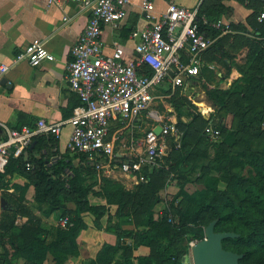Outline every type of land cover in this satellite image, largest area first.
I'll use <instances>...</instances> for the list:
<instances>
[{"label": "trees", "instance_id": "obj_1", "mask_svg": "<svg viewBox=\"0 0 264 264\" xmlns=\"http://www.w3.org/2000/svg\"><path fill=\"white\" fill-rule=\"evenodd\" d=\"M239 2L251 9L252 15L246 24L230 22L226 33H223L222 27L216 29L211 26L220 21L221 14L226 11L219 4L220 1L202 0L198 6V29L213 43L203 54L197 81L212 74L210 66L206 64L208 54L211 55V60L215 54L227 59L229 64L223 62V66L227 72L235 69L240 74V79L225 90L211 88L203 83L207 100L222 116L215 117L212 113L209 119H205L181 91V96L171 99L170 104L174 110L171 116H175L176 128L182 136L186 137L188 133L201 136L197 139L198 148L192 149H187L184 143L182 148L181 145L177 147L174 137H168L166 142L171 149L163 158L162 164L163 168L178 171L180 165L186 162L187 155H199L201 151H206L210 140L204 130L211 125L210 120L215 123L212 127L219 131L220 138L226 132L224 116L231 115L233 123L243 133L240 137L243 146L239 151L242 158L236 159L228 152V148H222L216 153L215 161L209 165L215 171L223 172L227 183L226 192L220 194L219 181L208 176L198 185L200 189L185 196L186 204L183 207L173 201L167 202L162 215L155 219V206L159 202L161 188L158 180L163 174L159 168L143 169L141 175L144 181L139 182L140 185L132 191L126 190L114 179L103 177L99 190L93 192L91 197L104 201L107 206H115L114 217L117 221L114 225L103 227L102 219L107 216L109 222L112 217L107 206H97L90 202L86 182L88 175L92 176L94 173L90 169V161L82 154L69 151L59 153L58 139L52 135H42L35 138L32 148L27 149L22 156L11 157L4 173H0V209L1 200L7 205L0 210V264H15L18 261L23 264H43L47 255L52 257L55 264H64L76 252V240L80 232L87 229L84 221L86 216L91 217L96 230L109 232L116 238L114 246H103L95 264H109L108 260H114L119 252L117 260L121 261L117 264H182L187 253L186 245L203 240L205 228L213 221L216 222L215 232L238 236L224 239L221 243L223 250L242 255L240 264H264V148L252 145L257 137L264 138V130L259 127L264 121V20H258L260 14L264 13V0ZM133 27L134 23L120 29L119 35L123 41L128 38ZM231 33L249 36L244 42L248 54L243 66L234 62V58L224 50L222 42ZM241 39L244 41V38ZM186 56L184 52L182 59L186 60ZM77 100L75 107L80 105L78 98ZM34 123L20 124L14 129L32 127ZM121 126L118 123L117 128ZM115 129L111 128L110 132ZM124 160H119L113 166L120 167ZM234 161L250 166L254 176L244 177L232 172ZM104 162L103 158H98L91 166L96 170L95 165ZM27 164L30 165L28 172ZM14 175L24 178L27 184L10 185V179ZM29 187L33 188L32 200L36 204L45 205L46 214L56 212L59 214L58 220L67 219V225L64 228L58 226L55 238L50 241L42 221L30 209V217L24 226L18 227L15 224L22 210L20 202ZM229 189L235 196L229 194ZM17 193H20V197L15 199ZM219 197L224 198L223 202L218 200ZM137 216L140 217L136 223L137 229L125 231L121 228L122 224L134 222ZM204 218L207 219L206 227L202 223ZM138 247L148 248L149 253L133 257L132 251Z\"/></svg>", "mask_w": 264, "mask_h": 264}, {"label": "built area", "instance_id": "obj_2", "mask_svg": "<svg viewBox=\"0 0 264 264\" xmlns=\"http://www.w3.org/2000/svg\"><path fill=\"white\" fill-rule=\"evenodd\" d=\"M74 1L88 16V21L70 50L71 60L67 64L65 80L80 105L64 122L50 124L37 120L32 127L22 126L20 129L0 124L3 134L0 140V173H4L9 159L22 156L35 138L52 135L59 139L63 127L69 126L67 151L82 154L94 164L98 158H103L105 162L97 163L96 170L119 171L138 184L144 181L142 170L154 168L167 155V138L181 136L182 133L176 128L175 121L159 120L157 114L150 112L149 119L157 125L136 142L142 152L125 159L120 167H114L113 164L120 161L114 149L116 139L110 136L113 121H131L147 112L155 99V90L169 78L174 86L181 88L183 95L196 94L203 54L213 41L198 29V7L187 9L177 5L176 0ZM134 1L145 25L129 35L128 40L133 42L130 51L115 40L110 51H106L104 30H118L127 16V7ZM157 1L164 3L163 10H158ZM56 2L47 0L49 6L56 5ZM258 20H264V13ZM228 25L221 20L211 24L216 29L224 28L223 33L228 31ZM184 52L186 60L182 59ZM53 61L54 56L46 49L45 42L34 39L12 58L10 66L26 62L37 67L43 62ZM10 66L1 64L0 75L5 74ZM197 111L205 119L213 113L211 107L207 114ZM157 126L161 128L159 135L153 131ZM204 133L210 138L220 135L212 125H208ZM26 169L29 170L30 165L27 164ZM59 225L64 228L67 219L60 220ZM196 243H189L184 261L191 257Z\"/></svg>", "mask_w": 264, "mask_h": 264}, {"label": "crops", "instance_id": "obj_3", "mask_svg": "<svg viewBox=\"0 0 264 264\" xmlns=\"http://www.w3.org/2000/svg\"><path fill=\"white\" fill-rule=\"evenodd\" d=\"M216 1H220L219 4L226 9L220 17V20L225 23L246 24L247 19L252 15L253 11L241 4L239 0ZM201 2L202 0H196L193 6H189V2L176 0L177 5L187 9L197 8ZM56 3V5L49 6L47 0H0V65L10 66L12 58L34 39L44 41L46 49L54 56L53 62H43L37 67H31L26 62L12 65L5 74L0 75V124L14 128L20 124H28L37 120H44L50 124L64 122L68 120L72 114V109L77 105L78 100L75 94L69 90L65 75L67 64L71 60L70 50L86 26L88 16L84 14L74 0H57ZM159 3L160 7L158 8ZM156 6L158 10L164 9L162 1H157ZM132 23H134V27L130 34L137 29H142L145 25L135 1L127 7V16L118 30L112 31L110 28L104 30L103 40L106 44V51H110L111 43L114 40L124 45L128 51L131 50L133 42L129 41L128 38L123 41L119 33L123 26L132 25ZM3 79L7 80L6 84H1ZM197 83L199 82L197 81ZM157 91L158 89L155 90V92ZM207 106L210 107V105ZM148 112L142 113L136 119L121 123L120 128H117L120 122L113 121L111 128L116 129L110 132V136L116 139L114 145L121 141L123 136L118 134L125 127L133 128L134 125L132 124L135 123L137 128H144V124L147 125L150 120ZM152 113L157 114L156 112ZM149 125L151 127L148 130L157 124L149 123ZM64 132H67L65 133L66 143L61 146L60 138ZM144 134L140 139L132 138L130 149L115 150L117 160L134 158L140 154L142 150L136 142L141 140ZM69 135L70 127L64 126L58 139V151L61 154L67 151L66 145ZM0 137H3L1 129ZM11 180L19 185L23 184V180L25 181L18 175H14ZM92 199L100 202L97 203ZM90 202L93 205L102 206L104 201L92 197ZM33 203L41 208L44 207L41 213L38 214L34 210L32 213L42 221L45 230L48 231V240L54 239L55 231L60 226L59 220L55 219L56 212L46 214L45 205ZM112 207L114 210L109 211V214L115 224L117 222L114 217L116 207ZM103 219L102 225L105 227ZM84 221L87 229L80 232L76 240L77 250L64 264H95L98 261L96 257L103 246H114L116 243L114 235L109 232L98 231L93 227L90 216H86ZM126 225L122 224L121 227ZM137 251H140L141 256H146L149 252L145 247H138ZM119 256L120 252L115 255L114 260H108L109 264L120 263L121 260H117ZM15 264H23V262L18 261ZM43 264L55 263L52 257L47 255Z\"/></svg>", "mask_w": 264, "mask_h": 264}, {"label": "rangeland", "instance_id": "obj_4", "mask_svg": "<svg viewBox=\"0 0 264 264\" xmlns=\"http://www.w3.org/2000/svg\"><path fill=\"white\" fill-rule=\"evenodd\" d=\"M184 2H189L188 5L193 6L196 0H184ZM159 7H160V3L158 4V8ZM241 38H244V41ZM248 39H249V36L247 35L231 33L222 42L224 46V50L234 58V62H236L237 64L241 66L245 64V58L248 54V48L244 46V42L247 41ZM206 61H207L206 62L207 66L212 67L211 71L209 69V71L212 72V74L211 75L209 74L210 78L208 75L207 78L205 77V79L201 80L200 88L196 90V94H192V95H190V93L186 94L187 100L190 101L191 104L195 106L197 110L199 109V111L202 114H207L209 112V107L207 105H210V107H212V109L214 110L213 115L215 117H217L218 115L222 116V114L218 113L216 109L212 106V104L207 100L205 96V91L203 90V83L211 88L225 90V89H228L231 85H233L235 81L240 79V74L235 69H232L230 72H227L226 68L223 66V62L229 64V61L227 59L221 58L219 54H215L212 60H211V55L208 54L206 56ZM205 74H208V72H206ZM180 91L182 92L181 88L178 86H174V84L171 82V78H169L162 85L160 90L156 93V98L154 99L151 107L149 108V112H156L157 115L159 116V120L166 121L167 119H170L173 122L174 121L176 122L175 116L174 115L171 116L172 113H174V110L171 107L170 101L174 97L181 96ZM188 98H190V100ZM233 120H234L233 116L231 115L224 116V126L226 128V132H223L220 138H210L209 137V140H210L209 146L207 147L206 151H201V154L199 155H192V154L187 155L186 160H185L186 162L180 165L178 171H172L168 167L163 168L162 164L164 163V159L160 160L157 163V166H155L154 168H159V170H161L163 174L161 175V178L158 180V183L161 185V188L159 190L160 199H159V202L155 206V215H154L155 219L159 218L162 215L163 209L167 202L173 201L176 205L183 207L186 204L185 196L186 195L190 196L194 193L196 189H200L198 185L201 184L204 181V179L208 176H213L217 178V180L219 181L218 190L220 194H223L224 192H226L227 183L225 181L223 172L221 170L215 171L214 169L210 168L209 165L211 162L215 161L216 153L222 148H228V152H230L231 156H234L236 159L242 158L239 151L241 150L243 146V143L240 138L243 135V133L239 127L237 129L236 125L233 123ZM149 123L155 124V122L151 120H149ZM149 123L147 125L144 124V128H137L135 126V123L132 124L134 125L133 128L130 126L125 127L118 134L119 136H123V137L121 139L122 142L118 141L114 145L115 150L122 151L123 148L130 149L131 148L130 141L132 140V138L140 139V137L145 132H148V129L151 127ZM213 123L214 122L210 120V124L213 125ZM259 127L262 130H264V121L259 125ZM65 133L67 132H64L62 134V137L60 138L61 146L65 145L66 143ZM199 136H201V134L195 135V134L188 133L186 137L182 136L181 134V136L174 137V142L176 140L177 147L181 145V148H182V144L184 143L187 149L198 148L199 145L197 143V139ZM166 145H167V150H168L167 154H168L171 147H170V144L167 142H166ZM252 145L256 148H264V138L257 137L256 141ZM201 150H203V147H201ZM90 164L92 165V162H90ZM91 165H89L90 169H92L94 173L92 172L93 173L92 176L88 175V178L86 179L87 186L89 188L90 198H92L91 197L92 194H94L95 192L99 190V187H100L99 184H100L101 178L103 177L118 181L126 190H130V191H132L134 188L140 185V184L134 183L135 182L134 180H131L130 178L126 177L124 174L120 173L119 171H111L110 169H107V168L94 170L93 166ZM231 170L232 172L238 175L244 176V177L254 176V172L252 171V168L250 166L246 164L241 165L239 164L238 161H234V163L231 166ZM26 171L28 172L27 169ZM11 181L9 182L10 185L12 184L19 185L15 183V181H12V182ZM22 183L23 184L20 186L26 185L27 181L23 180ZM32 192H33V188L31 187L24 194L23 201L20 202V208H22V210H20L19 218L15 222V224L18 227L24 226L25 222L30 217L29 216L30 207L33 208V209L32 208L30 209L31 212H33L34 210L36 213L39 214V212L41 213L43 211L44 207L41 208L33 203L34 201L32 200L33 199ZM229 194L231 196H235L232 193L231 189H229ZM19 195L20 193L15 194V199L20 197ZM218 200L220 202H223L224 198L219 197ZM235 200L237 201V199ZM92 201H95L97 203L100 202V201H97L96 199H92ZM66 206H69V205H66ZM102 206L106 207L107 205H105V202H103ZM106 208H108L109 211L114 210V207L112 206H107ZM0 216H1V211H0ZM58 217H59V214L56 213L55 219L57 220ZM103 220L105 223L104 225L105 227L109 225L110 226L114 225L113 219L107 222L106 220L108 219L104 217ZM139 220H140V217L137 216L134 222L133 221H131L130 223L127 222L126 223L127 225L121 228L125 231L135 230L137 229L136 223ZM202 223L206 227L207 219L204 218ZM186 246H187L186 254H188L189 243ZM132 255L133 257L135 256V258L141 256L140 251H137V249H134L132 251ZM182 264H194L192 254L190 258L188 257L186 259V261L182 259Z\"/></svg>", "mask_w": 264, "mask_h": 264}, {"label": "water", "instance_id": "obj_5", "mask_svg": "<svg viewBox=\"0 0 264 264\" xmlns=\"http://www.w3.org/2000/svg\"><path fill=\"white\" fill-rule=\"evenodd\" d=\"M7 80L3 79L1 84H6ZM154 133L159 135L160 126L154 128ZM34 143L31 145V147ZM30 147V148H31ZM7 207L4 200H1V209ZM216 222H211L204 231L205 237L197 242L192 248V257L194 264H240L242 255L228 252L222 249L221 243L224 239L237 238L233 233H218L214 231Z\"/></svg>", "mask_w": 264, "mask_h": 264}]
</instances>
